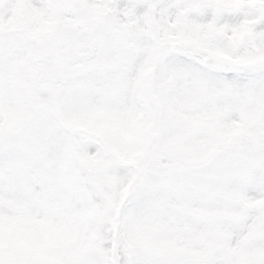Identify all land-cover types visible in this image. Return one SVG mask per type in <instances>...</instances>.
<instances>
[{
	"label": "rangeland",
	"instance_id": "obj_1",
	"mask_svg": "<svg viewBox=\"0 0 264 264\" xmlns=\"http://www.w3.org/2000/svg\"><path fill=\"white\" fill-rule=\"evenodd\" d=\"M54 4L0 0V264H264V0L113 9L73 64Z\"/></svg>",
	"mask_w": 264,
	"mask_h": 264
},
{
	"label": "flooded vegetation",
	"instance_id": "obj_2",
	"mask_svg": "<svg viewBox=\"0 0 264 264\" xmlns=\"http://www.w3.org/2000/svg\"><path fill=\"white\" fill-rule=\"evenodd\" d=\"M53 1H55L53 7L56 12L53 11L52 24L56 26L58 21H62V37L59 38L58 45L63 48L65 62L73 64L89 59L96 52L100 42H103L104 37L101 35L108 12L130 5L135 9L134 14L128 12L123 14L124 18L132 14L135 15L137 9H147L150 11L149 13H152L160 0L156 2H138L144 0H64L61 4L59 2L61 0ZM113 20L115 24L122 22V18L117 22V17ZM132 48L135 49V44L131 45Z\"/></svg>",
	"mask_w": 264,
	"mask_h": 264
},
{
	"label": "water",
	"instance_id": "obj_3",
	"mask_svg": "<svg viewBox=\"0 0 264 264\" xmlns=\"http://www.w3.org/2000/svg\"><path fill=\"white\" fill-rule=\"evenodd\" d=\"M136 1H138V0H136ZM145 1H147V0H145ZM175 50H176V45L174 43L163 42L160 45L157 62H156L155 68H154V75H153L154 82L157 81V79H158V77L162 71L164 62L166 61L167 57L170 56ZM205 64L208 66L214 67V68H219V69H231L234 66L232 63H229L226 61H221V60H218L215 58H207L205 60ZM156 138H157V134L154 133L152 135V141H155Z\"/></svg>",
	"mask_w": 264,
	"mask_h": 264
}]
</instances>
